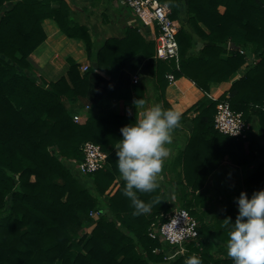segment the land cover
Segmentation results:
<instances>
[{
  "label": "trees",
  "instance_id": "1",
  "mask_svg": "<svg viewBox=\"0 0 264 264\" xmlns=\"http://www.w3.org/2000/svg\"><path fill=\"white\" fill-rule=\"evenodd\" d=\"M10 1L0 0V264H184L191 254L202 264H232L224 219L234 221L237 210L229 207L219 219L212 214L207 191H198L212 173L214 154L221 160L229 157L238 167L252 166L238 191L251 196L264 188V151L255 146L256 133L264 140V0H158L171 8L180 51L179 70L174 61L158 62L159 84L166 89L170 73L176 79H189L205 93L213 84L233 82L216 101L201 104L202 111L193 120L190 156L200 150L193 149L195 140L209 147L198 157L193 173L188 171L177 200L198 221L200 240L171 260L167 257L175 249L150 238L149 229L154 222H164L174 204L157 187L138 193L151 209L133 215L131 201L123 194L115 145L120 128L136 118L111 110L120 99L132 97L130 88L118 86L123 62L134 56L153 59L155 44L129 30L125 38L110 39L94 52L89 29L75 22L65 0H17L5 6ZM46 19H53L68 37L86 42L91 65L84 75L80 65L69 59L67 77L50 84L38 77L29 58L47 38L42 26ZM199 39L204 47L196 52ZM252 54L259 58L239 78L238 71ZM93 76L103 89L98 98L94 96L97 101L86 122H75L82 99H90ZM133 88L137 95L143 90L141 85ZM226 99L252 126L246 139L215 129L218 105ZM164 108L171 107L164 104ZM88 142L100 145L108 158L102 170L83 175L88 182L82 183L77 166L84 161ZM96 211L102 216L95 227L79 236Z\"/></svg>",
  "mask_w": 264,
  "mask_h": 264
},
{
  "label": "crops",
  "instance_id": "2",
  "mask_svg": "<svg viewBox=\"0 0 264 264\" xmlns=\"http://www.w3.org/2000/svg\"><path fill=\"white\" fill-rule=\"evenodd\" d=\"M65 1L71 8V15L75 22L89 29L88 32L94 44V52L110 39L125 38L129 30H136L137 35H140L147 42H153L155 47H157V32L152 27L145 26L132 10L121 3V0ZM15 2L17 0H11L5 6L11 7ZM219 10L223 13L225 9L224 7H220ZM187 18L189 17L187 16ZM42 26L47 38L29 58L38 77L48 84L67 77L70 70L69 59L74 60L80 65V72L84 75L85 72L82 71V67L91 65L86 42L79 38L68 37L61 31L53 19H46ZM201 27L208 32L204 26ZM203 47V41L201 39L197 40L195 51L200 52ZM159 61L160 59L155 55L151 60L134 56L123 62L122 75L118 86L121 89L130 88L132 97L130 99H120L111 110L120 116H131L139 119L142 109L137 108L136 111L133 101L142 98L145 100V107H150L154 102H158L163 107L164 104H169L172 109L179 111L181 115L186 114L185 118L180 121V124L172 132L173 142L171 145H168L170 155L165 158L157 181V187H160L162 192L169 194L170 201L174 204L173 210H175L177 206L180 207L177 195H181L179 188H182L184 184L186 185L184 180L190 174H187L188 171L193 173L194 167L198 163V157L202 158L209 147L202 140H195L196 146H193V149L197 148L200 150L192 151L190 156L188 148L195 129L193 120L202 111L201 104L208 106L210 101H216L231 88L233 82H224L219 85L213 84L210 92L205 93L198 89L189 79L181 78L176 79L172 84L169 83L166 89H164L158 81L157 71ZM249 66L250 63L247 62L238 71L239 78L247 73L250 68ZM136 77L139 79L138 83L134 82ZM134 85H141L143 87L139 95L135 93ZM102 89L103 87L99 78L93 76L90 99H82V107L76 114L80 115V123L86 122L91 105L97 101L94 96L98 98L100 96L99 91H102ZM68 105L69 108L75 107L71 104ZM99 108L95 107L94 110L99 111ZM255 126L256 123L253 124L254 128ZM254 130L257 131V128ZM255 138L257 143H262L258 137V133H256ZM192 159L197 160V162ZM251 167H238L227 156L221 160L217 159L215 154L213 155L210 164V168H213L212 173L208 177V182L204 189L198 191V193L207 191L209 198L217 192L226 200L223 203V207L218 209H215L212 205L211 211L213 215H218L220 219L223 215L222 212H225L229 207H234L238 211L234 195L237 194L239 196L238 193L243 191V189L238 191L236 188H243L242 181L250 175L252 171ZM234 179L238 180V182L241 179V185L235 187ZM179 182H183L182 185Z\"/></svg>",
  "mask_w": 264,
  "mask_h": 264
},
{
  "label": "clouds",
  "instance_id": "3",
  "mask_svg": "<svg viewBox=\"0 0 264 264\" xmlns=\"http://www.w3.org/2000/svg\"><path fill=\"white\" fill-rule=\"evenodd\" d=\"M133 104L142 109L141 117L120 128L121 138L115 145L116 166L123 185V194L131 201L133 215L147 213L151 204L141 200L138 193L152 192L157 188L158 177L170 155L172 132L180 124L181 113L164 108L154 102L145 107V100L135 99ZM237 214L224 219L228 229L227 255L232 264H264V188L249 196L241 191L234 198ZM174 259V257H168ZM184 264H202L196 254L187 256Z\"/></svg>",
  "mask_w": 264,
  "mask_h": 264
},
{
  "label": "built area",
  "instance_id": "4",
  "mask_svg": "<svg viewBox=\"0 0 264 264\" xmlns=\"http://www.w3.org/2000/svg\"><path fill=\"white\" fill-rule=\"evenodd\" d=\"M121 3L132 10L145 26H150L157 32L156 57L166 62L174 61L179 70L180 51L176 37L178 26L171 18L169 5L158 0H121ZM89 67V65L82 67V71L87 72ZM167 79L170 84L176 81L172 73L168 74ZM134 82H139L138 77L135 78ZM74 120L79 123L80 117L76 115ZM251 127L243 119L241 113H236L231 109L228 99L219 103L215 117V129L217 131L236 139H246L247 132ZM83 153L84 161L77 166L81 175L100 171L106 166L108 154L102 150L100 145L88 142L84 145ZM91 216L97 220L102 216V213L96 211L91 213ZM164 218L165 221L161 224L158 222L151 224L149 237L167 243L175 249V252L168 257L186 254L188 252L187 246L199 240L198 221L188 210L183 208L173 210Z\"/></svg>",
  "mask_w": 264,
  "mask_h": 264
},
{
  "label": "rangeland",
  "instance_id": "5",
  "mask_svg": "<svg viewBox=\"0 0 264 264\" xmlns=\"http://www.w3.org/2000/svg\"><path fill=\"white\" fill-rule=\"evenodd\" d=\"M259 57L257 56V55H255V54H253L252 55V57H249L248 58V60H250V61H247V62H249L250 63V66H251V64H254L255 62H256V59H258ZM246 62V63H247ZM245 63V64H246ZM249 66V67H250ZM68 107H69V105H67ZM79 117H80V115H78ZM80 122V121H79ZM257 132V131H256ZM261 141H262V143L260 144V143H257V141L255 140V146H256V148H258V149H261V150H263L264 151V140H262L261 139ZM246 145H248L247 147H246V150H248V147H249V143L248 142H246ZM75 169V172H76V168H74ZM79 178H80V180L82 181V183H84V181H86V183L88 182V179H86V177L85 176H83V175H79L78 176ZM235 180V179H234ZM235 182V184L236 185H234L235 187H237L238 185L240 186L241 185V179H240V181L238 182V180H235L234 181ZM238 182V183H237ZM93 185V181H92V183H91V188L93 187L92 186ZM90 188V189H91ZM112 191V190H111ZM224 199V197H222V195H219L217 192H215L213 195H212V197H211V200H210V204L211 205H213V207L215 208V209H218V208H220V207H223V203H225L224 201H226L225 199ZM177 208H181V207H179V206H177ZM214 209V210H215ZM95 223H96V220L95 219H92V222L90 223V224H87V225H85L82 229H81V231H79V233H78V235L79 236H83L84 234H86V233H90L91 232V230L95 227Z\"/></svg>",
  "mask_w": 264,
  "mask_h": 264
},
{
  "label": "water",
  "instance_id": "6",
  "mask_svg": "<svg viewBox=\"0 0 264 264\" xmlns=\"http://www.w3.org/2000/svg\"><path fill=\"white\" fill-rule=\"evenodd\" d=\"M231 46H232V45H231ZM97 66H98L97 63H93V67H94V68H97Z\"/></svg>",
  "mask_w": 264,
  "mask_h": 264
}]
</instances>
